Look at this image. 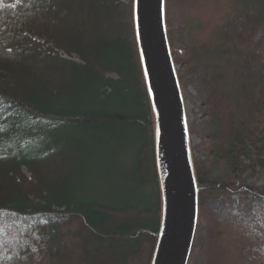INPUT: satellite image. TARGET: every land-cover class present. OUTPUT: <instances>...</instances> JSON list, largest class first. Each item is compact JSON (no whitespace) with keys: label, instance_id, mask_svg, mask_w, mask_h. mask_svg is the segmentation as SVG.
Masks as SVG:
<instances>
[{"label":"trees","instance_id":"1","mask_svg":"<svg viewBox=\"0 0 264 264\" xmlns=\"http://www.w3.org/2000/svg\"><path fill=\"white\" fill-rule=\"evenodd\" d=\"M133 1L0 0V264L152 263L162 193ZM165 5L204 117L190 264H264V185L229 178L264 165V0Z\"/></svg>","mask_w":264,"mask_h":264},{"label":"water","instance_id":"2","mask_svg":"<svg viewBox=\"0 0 264 264\" xmlns=\"http://www.w3.org/2000/svg\"><path fill=\"white\" fill-rule=\"evenodd\" d=\"M135 38L150 98L162 193L161 227L151 264H187L197 219L184 111L164 27V0H134Z\"/></svg>","mask_w":264,"mask_h":264},{"label":"rangeland","instance_id":"3","mask_svg":"<svg viewBox=\"0 0 264 264\" xmlns=\"http://www.w3.org/2000/svg\"><path fill=\"white\" fill-rule=\"evenodd\" d=\"M167 7L165 5L164 0V27H165V35L167 39V43L169 46V52L171 55V59L173 62V66L175 69V73L180 68L179 65L174 63V56L171 54V46L172 44L178 49L179 53H182V50L185 47V39L181 36L179 30L177 28L172 29V42L170 43L169 38L166 32V11ZM209 7L206 8L204 14L200 15L201 19H204L209 13ZM172 17V15H170ZM202 16V17H201ZM175 20V15H174ZM177 76V74H176ZM178 81V80H177ZM179 84V82H178ZM194 81L192 78H188L186 80L185 86L179 84L181 100L183 104L184 111V127L186 134V142H187V150L189 155L190 164L193 169L194 167L201 161H205L207 158L206 150L204 149V137H203V121L204 117L202 114V106L200 102L197 100L196 93L194 90ZM255 159V157L253 156ZM261 161L264 163V154L260 157ZM253 159V160H254ZM157 160V158H156ZM157 162V161H156ZM262 167V168H261ZM158 169V168H157ZM235 185L242 186H262L264 185V165L257 166L255 169H247L242 173H234L232 177H229ZM189 262V263H188ZM187 264H190L188 259Z\"/></svg>","mask_w":264,"mask_h":264}]
</instances>
